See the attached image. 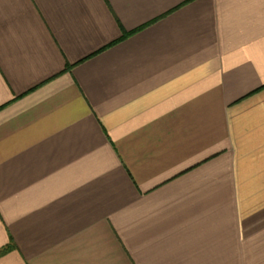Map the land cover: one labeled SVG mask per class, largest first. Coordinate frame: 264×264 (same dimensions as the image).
I'll list each match as a JSON object with an SVG mask.
<instances>
[{"label":"crops","instance_id":"obj_1","mask_svg":"<svg viewBox=\"0 0 264 264\" xmlns=\"http://www.w3.org/2000/svg\"><path fill=\"white\" fill-rule=\"evenodd\" d=\"M0 264H264V0H0Z\"/></svg>","mask_w":264,"mask_h":264},{"label":"trees","instance_id":"obj_2","mask_svg":"<svg viewBox=\"0 0 264 264\" xmlns=\"http://www.w3.org/2000/svg\"><path fill=\"white\" fill-rule=\"evenodd\" d=\"M13 245H9L7 248H4L1 252H0V257L4 256L5 254H7L8 252H10L13 249Z\"/></svg>","mask_w":264,"mask_h":264}]
</instances>
